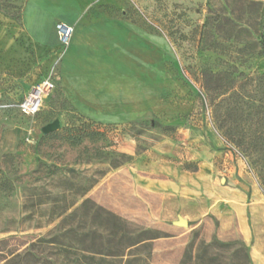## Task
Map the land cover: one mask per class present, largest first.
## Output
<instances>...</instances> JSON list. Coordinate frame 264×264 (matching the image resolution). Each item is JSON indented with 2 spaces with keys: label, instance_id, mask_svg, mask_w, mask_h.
I'll return each instance as SVG.
<instances>
[{
  "label": "rangeland",
  "instance_id": "374dc122",
  "mask_svg": "<svg viewBox=\"0 0 264 264\" xmlns=\"http://www.w3.org/2000/svg\"><path fill=\"white\" fill-rule=\"evenodd\" d=\"M98 1L83 12L166 37L165 90L131 121L83 116L59 82L65 46L24 25L27 0H0V264L27 250L68 264H264V0ZM38 4L27 24L56 23L74 6ZM45 78L40 111L21 114L17 103ZM173 182L249 194L250 236L223 201L155 188Z\"/></svg>",
  "mask_w": 264,
  "mask_h": 264
},
{
  "label": "crops",
  "instance_id": "0c3cea01",
  "mask_svg": "<svg viewBox=\"0 0 264 264\" xmlns=\"http://www.w3.org/2000/svg\"><path fill=\"white\" fill-rule=\"evenodd\" d=\"M69 2L74 6L58 16L56 23L55 18L45 15L41 22L27 24L26 18L37 13L38 0H27L22 16L24 25L43 34L47 44L55 43L58 22L73 26L58 62L59 82L68 100L80 114L101 123L126 122L148 115L166 87V37L131 19L98 15L92 9L83 12L89 0ZM210 136L218 146L216 136ZM201 171L205 178H211L210 164L202 165ZM203 186L180 187L173 182L155 188L189 198L202 193L214 201H223L237 215L242 235L250 236L245 205L248 194L211 182ZM251 190L254 194L255 190Z\"/></svg>",
  "mask_w": 264,
  "mask_h": 264
},
{
  "label": "built area",
  "instance_id": "2783aa9c",
  "mask_svg": "<svg viewBox=\"0 0 264 264\" xmlns=\"http://www.w3.org/2000/svg\"><path fill=\"white\" fill-rule=\"evenodd\" d=\"M58 40L61 46H67L73 33V26L63 22L56 24ZM53 87L51 79H42L35 83L17 103L18 111L27 116L36 115L42 106L44 95Z\"/></svg>",
  "mask_w": 264,
  "mask_h": 264
},
{
  "label": "trees",
  "instance_id": "16d2710c",
  "mask_svg": "<svg viewBox=\"0 0 264 264\" xmlns=\"http://www.w3.org/2000/svg\"><path fill=\"white\" fill-rule=\"evenodd\" d=\"M8 16L10 18H12V19H17L16 16H14V15H11V14L9 15L8 14ZM207 24H208V20L205 21L203 27L206 28L207 27ZM203 76H204L203 77V80H204L203 88L206 91H209V86L207 85L206 81H207V79L210 78L211 74L204 73ZM248 197H249V194H248ZM109 216L110 217H113L114 219H116V217L114 215H109ZM71 253H72V255H75V257H76L77 260H79V257L80 256H79V254L76 251H72ZM41 258H42L41 255L35 254V253L27 250V251H25L23 253L16 254L14 256V258H12V259L16 262V264H68L67 261H64L63 263L62 262H58L57 259H54L53 261L51 259H43V261H42Z\"/></svg>",
  "mask_w": 264,
  "mask_h": 264
},
{
  "label": "water",
  "instance_id": "95a60500",
  "mask_svg": "<svg viewBox=\"0 0 264 264\" xmlns=\"http://www.w3.org/2000/svg\"><path fill=\"white\" fill-rule=\"evenodd\" d=\"M58 127V120H54L51 123H48L42 127V133L46 134L53 130H55ZM179 226H187V220L183 219L182 217H179L178 220L175 222Z\"/></svg>",
  "mask_w": 264,
  "mask_h": 264
}]
</instances>
